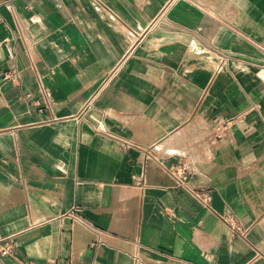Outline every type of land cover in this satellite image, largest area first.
<instances>
[{
	"label": "crops",
	"instance_id": "crops-1",
	"mask_svg": "<svg viewBox=\"0 0 264 264\" xmlns=\"http://www.w3.org/2000/svg\"><path fill=\"white\" fill-rule=\"evenodd\" d=\"M262 42L264 0H0V264H264Z\"/></svg>",
	"mask_w": 264,
	"mask_h": 264
},
{
	"label": "built area",
	"instance_id": "built-area-1",
	"mask_svg": "<svg viewBox=\"0 0 264 264\" xmlns=\"http://www.w3.org/2000/svg\"><path fill=\"white\" fill-rule=\"evenodd\" d=\"M260 46L264 50V42L260 43ZM5 78L11 79L13 81H19L21 82V72L18 69H10L5 73ZM243 117V112L237 113L235 115L229 116L225 118L219 126L217 127L219 133H223L226 131L229 127L233 126L237 121H240ZM108 134L112 136H118L115 135V133L111 131H107ZM122 143L126 148L132 147V146H138L137 143L134 141L125 138V137H119ZM145 157H154L152 153L146 149L145 150ZM156 157V156H155ZM156 159H160L156 157ZM161 164H163L166 169L169 171V173L174 177L177 186L182 187L195 195L198 199H200L205 205L209 204V201L211 199V194L203 189H199L195 187L192 183V176L197 171L196 165L192 159L187 157L186 155H177V158L173 160L171 164H166L163 160H159ZM73 215L78 218L80 221L85 222V220L73 213ZM226 221L230 224L232 232L234 234L244 233V228L242 225H237L234 222L230 221L229 219H226ZM15 236H7L0 238V259H2L4 256L10 254L14 247H15Z\"/></svg>",
	"mask_w": 264,
	"mask_h": 264
}]
</instances>
